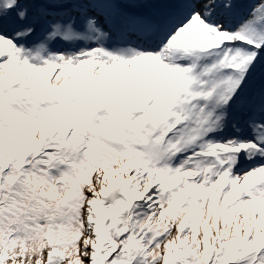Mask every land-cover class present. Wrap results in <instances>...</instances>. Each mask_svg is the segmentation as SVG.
Listing matches in <instances>:
<instances>
[{"label":"snow or ice","instance_id":"6c2138e0","mask_svg":"<svg viewBox=\"0 0 264 264\" xmlns=\"http://www.w3.org/2000/svg\"><path fill=\"white\" fill-rule=\"evenodd\" d=\"M0 264H264V0H0Z\"/></svg>","mask_w":264,"mask_h":264},{"label":"rangeland","instance_id":"374dc122","mask_svg":"<svg viewBox=\"0 0 264 264\" xmlns=\"http://www.w3.org/2000/svg\"><path fill=\"white\" fill-rule=\"evenodd\" d=\"M244 4L247 6L250 3L256 2V0H243Z\"/></svg>","mask_w":264,"mask_h":264}]
</instances>
